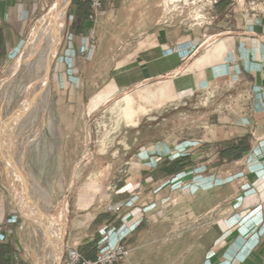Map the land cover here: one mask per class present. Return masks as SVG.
Segmentation results:
<instances>
[{
	"label": "crops",
	"instance_id": "crops-1",
	"mask_svg": "<svg viewBox=\"0 0 264 264\" xmlns=\"http://www.w3.org/2000/svg\"><path fill=\"white\" fill-rule=\"evenodd\" d=\"M240 1L218 0L214 6L213 14L220 18L221 26L220 31L211 28L210 34L219 31L220 36L207 46L210 49L205 54L195 52L198 46L192 33L152 26L138 35L123 56L115 58L125 60L113 69L115 79L134 71L136 80L154 81L175 75L185 66L194 68L195 82L248 79L253 85L252 117L240 115L239 121L213 117L204 151L185 142L174 144L168 152L142 155L141 170L135 175L143 183L125 190L124 199L115 203L118 210L106 213L93 206L92 212L78 215L87 219L79 230L83 236L78 249L83 257L92 259L99 250L124 242L131 255L126 264H141L137 263L139 257L148 258L143 264H156L149 258L162 255L154 250L162 241L154 231L164 221L160 204L170 193L169 199L176 197L178 210L188 212L192 220L188 221L192 229L184 233L192 234L187 248L183 253L175 246L169 250L168 255L184 258L179 264H264V0H243V6ZM48 2L0 0V69L21 50ZM105 2L113 9L121 6V0ZM89 12V0H71L62 45L49 72L59 130L65 127L63 114L83 104L78 83L87 62L99 54L96 25L89 20ZM63 140L57 138L53 145L60 146ZM23 159L25 170L39 184L56 175L52 167L56 159L50 153L43 156L35 149ZM1 166L4 168L0 157V176ZM130 173L133 175L132 168ZM185 174L189 176L187 185L163 187V181ZM7 193L0 181V264H31L32 257L21 252L15 231L20 217L17 205ZM217 206L229 212L216 220L207 219ZM151 226L157 228L151 231ZM176 237L171 234L165 240L174 245L179 243Z\"/></svg>",
	"mask_w": 264,
	"mask_h": 264
},
{
	"label": "rangeland",
	"instance_id": "rangeland-1",
	"mask_svg": "<svg viewBox=\"0 0 264 264\" xmlns=\"http://www.w3.org/2000/svg\"><path fill=\"white\" fill-rule=\"evenodd\" d=\"M53 2L54 0H49L44 11L37 17L21 50L0 69V94L3 103V110L0 111L3 116H0V120L12 115L14 105H17V101L22 98L19 89L23 84L30 80L31 76L33 78L41 74V71L38 72L39 74H34L32 65L34 59L37 61L39 60L37 58L43 55V50L35 48V43L39 40L45 41V30L42 25L48 20ZM240 2L243 6L244 1ZM106 5L107 13L95 26V40L100 46L99 54L96 60L87 62L85 73L78 83L84 94L83 104L63 114L65 127L61 130L57 129L59 114L55 109L58 104L52 100L50 89L46 106L54 114L52 122L48 110L39 109L36 116L24 122L14 134L10 123L5 126L6 135L11 137L10 151H13L14 157L17 158L22 154L24 158L26 154L36 149L40 155L50 153L56 159L52 162L56 175L43 178L40 184L27 173L36 188V192H32L30 196L40 202L41 211L48 214H52L57 209L58 203L65 199L67 204L65 220L68 227L63 240L65 245L77 248L81 244L80 237L83 236L79 231L80 225L87 221L78 215L92 212L93 206L98 207L96 211L108 213L109 206L113 208L116 206L115 203L124 199L127 192L125 190H130L138 183L142 184V178L135 173L138 174L141 170L140 159L147 151L153 154L168 152L174 144L185 142L197 144V149L204 151L205 140L211 136V129L208 127L213 117L219 116L221 120L230 121H239L240 115L246 118L252 117L249 111L254 97L253 87L250 96L240 95L236 98V94H233L231 98L225 99V95L220 98V100L225 99L220 103L208 93L211 94L212 90H220L221 87H232L236 84V80L221 78L213 81L201 79L195 82L194 68L190 66L181 68L175 75L148 82L136 80L138 75L134 71L114 78L113 69L125 61L115 58L123 56L138 35L150 27L161 26L181 33L190 32L196 37L198 48L195 52L200 50V54H205L210 49L207 46L220 36L218 34L221 26L220 18L207 19L202 23L184 21L180 16L170 13L163 0H121V6L117 9H113L109 4ZM252 6L255 8L254 3ZM211 28L219 31L212 35ZM212 36L216 38L202 47V43ZM27 60L31 63L26 62ZM17 62H20L19 65ZM26 63L32 67H28L30 65ZM26 68L32 72L31 76ZM25 71L28 73L24 74ZM131 77L133 79H130ZM9 78L12 80L10 81ZM36 88L38 89V86ZM240 106L247 108L245 114L240 113ZM52 123L54 124L51 125ZM60 137L64 139L63 144L53 145ZM23 162L26 166L24 159ZM1 168L0 181L7 190L9 198L21 209L7 180V167L5 165ZM130 168L133 175L130 173ZM25 171L27 172V169ZM188 182L189 176L185 174L169 178L163 181L162 185L181 188ZM169 195L170 193L164 195L165 201L160 204V216L164 221L154 231L162 241L156 244L154 250L160 251L162 255L149 258L151 263L179 264L184 258L168 255L169 250L175 246V249L183 253L190 243L188 238L192 234H184L190 231V227L192 229V224L188 222L192 221L188 218L189 213L184 212L183 209H180V212L178 199H175L176 197L169 199ZM228 212L217 206L206 217L216 220ZM173 217L176 219L173 220ZM15 224L16 234L22 244L21 252L32 257L31 264H51L46 259V255L51 250L47 236L39 232L38 227L36 229L33 224L22 223L20 217ZM153 228L157 226H151V231ZM171 234L178 236L176 238L179 243L175 241L173 245L171 241L165 240ZM130 258L129 254L120 264L128 263ZM137 260H139L137 263L143 264L148 258L139 257Z\"/></svg>",
	"mask_w": 264,
	"mask_h": 264
},
{
	"label": "bare ground",
	"instance_id": "bare-ground-1",
	"mask_svg": "<svg viewBox=\"0 0 264 264\" xmlns=\"http://www.w3.org/2000/svg\"><path fill=\"white\" fill-rule=\"evenodd\" d=\"M68 1L69 0H54V2L52 3L48 20H46L45 23L43 22L44 24L42 25L45 30V34H44L45 41L39 40L37 42V39L35 41L37 42L35 43V48L43 50V55H41L40 53L41 56L37 58L38 57L37 54L39 53L37 51L38 53L36 52L37 54H35L37 57L36 56L35 57L39 60L36 61V59L32 58V60L33 59L35 60L33 61L32 64L34 74L38 73L39 71H41L40 72L41 74L38 73L39 75L31 78L32 72L28 70L29 68H26V70L29 71V75L31 73L30 75L31 77L30 80L26 81V83L23 82L25 84H23V86L19 89L21 91L22 98L17 101V105H14V108L15 106H18V109L16 110V112L12 113V115L7 117L6 119L5 118L1 119L2 123L0 124V147H4V146L6 147V155L4 157V160L7 167L6 168L7 180L11 186L12 194L14 195L16 200L20 203V207L23 212L24 219L30 222L31 225L33 224L34 226H36V229L38 227L37 230H39V232H41L43 235L47 236V242L51 250L46 255V259L49 260L51 264H53V262H55L58 259L59 255L61 254L62 248L64 247L62 240L65 230L68 227L67 222L65 220L66 212H67V204L64 201L65 199L63 201H60L58 203L57 209L52 214H48L45 211H41L40 202L33 200L30 196L32 192H36V188L33 182L31 181L30 176L25 171L22 154L16 158L13 155V151H10L11 142L9 141V139H11V137L8 136V134L7 135L5 134V126L10 123L11 129L13 131L12 134H14L16 130L21 128L24 122H26L27 120H32V118L36 116L37 111L39 109L42 111L48 110L46 103L48 100V91H49V82H48L49 70L47 69V67H48L49 59L53 54L54 50L56 49L58 45V41H60L62 32L64 30L66 10H67L66 5ZM38 36L39 35H37V38ZM215 38L216 36L209 37L206 41L202 43L201 46L203 47L204 45L213 41ZM32 60L30 61L32 62ZM26 62H28V60ZM28 63L26 64L30 65ZM26 64L25 66L27 67ZM28 67H32V66L30 65ZM28 71L27 72L25 71L26 73L24 72V74H27ZM11 80L12 79H10V81ZM36 86H38V89L36 88ZM48 114L50 117V122H52V119L54 118V114L51 110H48ZM53 124L54 123H52L51 125ZM22 223L25 222L22 220Z\"/></svg>",
	"mask_w": 264,
	"mask_h": 264
},
{
	"label": "built area",
	"instance_id": "built-area-1",
	"mask_svg": "<svg viewBox=\"0 0 264 264\" xmlns=\"http://www.w3.org/2000/svg\"><path fill=\"white\" fill-rule=\"evenodd\" d=\"M217 2L218 0H163L166 9L173 15L180 16L184 21L191 20L199 23L206 22L204 20L207 19L213 20L216 18L213 14V8ZM89 9L88 18L94 25L107 13L105 0H89ZM92 38L94 39V35ZM252 87L250 80L242 78L236 80V84L232 85V87H223L224 89L221 87L220 90H212L211 94H208L211 98L215 97L214 100H219L221 103L226 98H231L233 94H236V98L240 95L250 96ZM222 96H225V99L220 100ZM245 109L247 108L240 106V113L245 114ZM118 208L119 206L113 208L109 206L108 211L115 212ZM128 256L129 249L124 242L99 250L92 259L83 257L77 247L65 245L60 264H120Z\"/></svg>",
	"mask_w": 264,
	"mask_h": 264
},
{
	"label": "water",
	"instance_id": "water-1",
	"mask_svg": "<svg viewBox=\"0 0 264 264\" xmlns=\"http://www.w3.org/2000/svg\"><path fill=\"white\" fill-rule=\"evenodd\" d=\"M71 0L68 1L67 5H66V8L69 6ZM61 45H62V41L60 39V41H58V45L56 47V49L54 50L53 54L51 55L50 59H49V62H48V67L47 69L50 71L51 69V66L55 60V58L57 57L59 51H60V48H61ZM18 109V106H16L13 110H12V113L16 112V110ZM2 123V120H0V124ZM6 155V147H0V157H1V161L3 163V165L5 166L6 163H5V160H4V157ZM17 210H18V213H19V216L20 218L26 222L27 224H31L30 222H28L27 220L24 219V216H23V213H22V210L17 207ZM62 243H63V246L65 247V244H64V240H62ZM64 247L62 248V251H61V254L59 255L58 259L53 262V264H60V261H61V258L63 256V253H64Z\"/></svg>",
	"mask_w": 264,
	"mask_h": 264
}]
</instances>
